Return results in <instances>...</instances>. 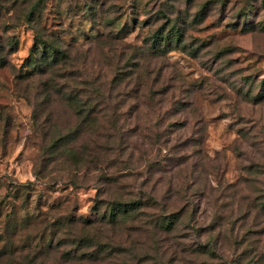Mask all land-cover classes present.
<instances>
[{
  "label": "rangeland",
  "instance_id": "rangeland-1",
  "mask_svg": "<svg viewBox=\"0 0 264 264\" xmlns=\"http://www.w3.org/2000/svg\"><path fill=\"white\" fill-rule=\"evenodd\" d=\"M36 26L64 56L52 82L50 69L28 75ZM67 86L87 107L111 97L112 119L95 110L83 123ZM195 163L191 175L205 178L201 164L214 190L182 215L184 169ZM258 194L264 0H0V262L182 264L184 250L191 264H258L260 207L223 234L214 225ZM138 199L119 225L100 223L117 202ZM206 242L213 258L200 253Z\"/></svg>",
  "mask_w": 264,
  "mask_h": 264
},
{
  "label": "trees",
  "instance_id": "trees-1",
  "mask_svg": "<svg viewBox=\"0 0 264 264\" xmlns=\"http://www.w3.org/2000/svg\"><path fill=\"white\" fill-rule=\"evenodd\" d=\"M31 13H34L33 9L31 10V12L29 14H27V17H28L27 19H29L28 21H30V22L33 21L35 24L38 25V23L35 21L34 17L30 18L31 15H32ZM36 35L42 41L39 43L37 41L38 37H36V41L34 43V46L30 49L29 56L26 59L27 65L30 66V71H31V72H28V75H30V77H31V76L37 75L38 73L46 74L48 72L47 69H50L51 70L50 72L52 74H50V77L47 78V81L48 82L49 81L52 82L54 80L53 71H54L56 66L54 68H52V67L55 64L57 65V63L64 58L63 53H62L60 47L57 46V43H55L52 40H49L47 38H43V35H42L40 29L38 28V26H36ZM179 36H180V34H178L177 38H179ZM165 40L168 43L171 42V38H169L167 36L165 37ZM176 40H178V39H176ZM158 41H160V40H158ZM39 51L42 52V58H43L42 60H41V58L38 57ZM44 66H46V69H45ZM43 69H45V70H43ZM55 70L57 71V68ZM44 84H46V83H44ZM98 88L101 89V87H98ZM99 89L97 91H99V93H100ZM66 91H67V94L64 95L65 96V100L67 102H70L71 105L72 104L74 105V108L76 109L77 114H84V117L82 119L83 123H85V121L88 122L89 113H93L95 110L97 112H99V114H101V116L103 117V120L107 121V120L112 119L110 117V112L115 113V110L111 109L110 106H109V109H108V105L110 104V100L112 99L111 97H107L106 101L104 99V108H100V107H98V105L96 107H93V106H88L87 107V102H82L81 100H77L76 96L73 95V92H72L73 90L70 89L68 86H67ZM100 94H103V93H100ZM192 103L193 102H188V104L185 105L186 108L187 107L189 108L192 105ZM107 114H108V116H104V115H107ZM200 119L202 120V117L199 118L198 123L201 122ZM85 135L86 136L87 135H91V133H86ZM190 140L192 141V139H190ZM202 140H203V137H201L200 142ZM109 142H111V140H106L105 144H107ZM187 142H183V143L186 144ZM199 152H201V150H199ZM202 160H204V158H202ZM198 165H199V163L192 164L191 165L192 167H188V165H187L185 167V169H184L186 174L184 175V177L182 179V202H183V204H182V215H184L183 213L185 212V210L187 209V207L189 205H193L194 206V212H195V208L197 206L200 207V203H202L204 201L205 192L207 190H209L210 188L212 190H214L213 189L214 186L210 185V183H209V185H208V183H206V181H208V177H209L208 176V172L206 171V169L203 166H201V164H200V170H201L200 173H202V172L205 173V178H203V174H200V175L198 174L197 176H192L191 175V174H194V169H196L198 167ZM215 165L216 164H214L212 167H214ZM189 169H191L192 171H189ZM213 175H214V177H216L217 176V172H213L212 171L211 176H213ZM203 179H204V182H203ZM190 188H195L196 189L195 193L197 194L196 196H199V197L190 198L189 196H186V191L188 189H190ZM184 192H185V194H184ZM208 194H210V191H208ZM263 197H264V194H258V195L254 196V197L249 196V197L245 198V199H248L247 201H245V200H243V201L236 200V204H235L236 207L237 208L243 207V208H245V210H243V211L238 210V213H236L234 215V217H232L233 214H230L228 216V218L226 216L225 220H223V218H221V217L216 219V221L214 222L215 223L214 225H215V227H218L219 234H223V232L226 231L227 226H231L232 227L237 220H245L247 217L250 218L251 215L253 217V211L257 207H260L262 209L261 215L264 217V200L261 202ZM139 206H141V203H140L139 199L136 202H117V204H114L110 208V210L108 212L109 213L108 219H106L105 221L100 220V223L106 224L110 228H112L113 226H117L120 223L119 222L120 221V218H119L120 216L129 215L130 213H132V211L134 209L139 208ZM178 213H179V211H177L176 213L170 214V216L176 218ZM104 218H105V216L103 215L101 219H104ZM172 223H173V219L172 218H164V219H162L160 221L159 224L162 227H165V229H169L171 227ZM263 231H264V226H263ZM199 236H200V234H199ZM237 236H239V234L234 236V238H231V243H232V241H235ZM103 237H105L106 240H108L111 243H113L112 246H117V247L122 246L119 243V241H117L116 239H114V238H112V237H110L108 235H105V236L102 235L101 238L104 239ZM87 239H88V241L90 243L92 237L88 236ZM91 242H93V241H91ZM94 243L99 244V242H94ZM128 243L132 244V240H128ZM88 245L89 244H87V246ZM130 246L131 245H129V247ZM199 249H200V253L201 254H204V255L208 256L209 258H213L214 255H215L214 250L216 249V246L215 245H211L210 246V243L206 242L204 244H200V248ZM248 251H252V249L248 250ZM187 253H190V252L182 250V264H191V263H187V261L185 259H183L184 258L183 255H185ZM247 254H248V252H247ZM88 256H89V254H88ZM257 258H264V249L261 250L258 253V257ZM100 259H102V258H68L67 260H66V258H57V259L54 260L53 264H72V263H78V262H80V263L81 262H91V261H97V260H100ZM70 260H75V261H71L70 262ZM0 264H11V263H8V262L2 263V262H0ZM15 264H19V261H15ZM200 264H205V262L202 261ZM255 264H257V262ZM258 264H264V260L262 262L258 263Z\"/></svg>",
  "mask_w": 264,
  "mask_h": 264
}]
</instances>
